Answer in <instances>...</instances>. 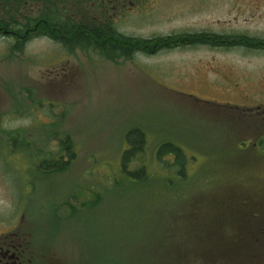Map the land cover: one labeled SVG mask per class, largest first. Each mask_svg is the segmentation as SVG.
<instances>
[{
    "label": "rangeland",
    "instance_id": "obj_1",
    "mask_svg": "<svg viewBox=\"0 0 264 264\" xmlns=\"http://www.w3.org/2000/svg\"><path fill=\"white\" fill-rule=\"evenodd\" d=\"M251 1L155 0L120 30L140 39L210 26L217 34L263 37L264 2ZM6 39L0 38V216H14L23 204L42 264H172L168 249L199 254L226 242L230 225L216 220L221 206L212 193L264 176L227 167L231 145L225 125L213 119L215 104L238 102L239 91L220 76L227 72L242 90L244 76L264 69V51L243 37L245 50L132 56L121 44L103 52L90 44L65 62H49L47 41L12 46ZM212 58L213 74L200 67ZM135 128L145 143L134 164L145 165L140 183L120 172L126 133ZM163 143L182 149V175L156 160ZM60 155L65 166L44 168L42 158ZM187 264L203 260L190 257Z\"/></svg>",
    "mask_w": 264,
    "mask_h": 264
},
{
    "label": "flooded vegetation",
    "instance_id": "obj_2",
    "mask_svg": "<svg viewBox=\"0 0 264 264\" xmlns=\"http://www.w3.org/2000/svg\"><path fill=\"white\" fill-rule=\"evenodd\" d=\"M263 2L253 0L249 4ZM157 3L155 0H0V38H8L6 40L12 46L25 45L34 39L45 40L53 48L45 57L49 62H65L74 53L81 54L90 44L102 47V52L104 47L122 45L125 55L149 54L148 51H134L135 43L127 38L136 37L122 33L120 28L122 25L132 27L135 16L146 15V11ZM175 36L179 38L174 39ZM218 36L223 38L217 39ZM117 37L127 40L122 43ZM155 37L164 39L153 41L151 47H172L157 54L179 49L211 52L217 48L228 51L233 46L247 49L250 45L238 44V38L242 40V37L246 38L243 40L246 44L256 45L258 51H264V36L250 37L232 31L217 34L216 28L210 26L140 39ZM249 38L253 41L248 42ZM214 60L212 58L200 67L211 69L213 74ZM244 77L245 85L240 90L230 74L222 72L221 80L239 91L238 102L215 104L218 112L213 119H219L216 122L225 125L224 132L230 141L232 155L226 158L227 167L232 166L235 173L241 175L264 176V69ZM253 181L244 187L228 186L225 191L212 193L214 203L221 206L215 218L230 225L224 227L223 236L230 241L226 243V258L215 249L210 264H264V178ZM16 209L17 214L12 217L0 216V264H42L45 255L34 240V230L23 222V204Z\"/></svg>",
    "mask_w": 264,
    "mask_h": 264
},
{
    "label": "trees",
    "instance_id": "obj_3",
    "mask_svg": "<svg viewBox=\"0 0 264 264\" xmlns=\"http://www.w3.org/2000/svg\"><path fill=\"white\" fill-rule=\"evenodd\" d=\"M179 36H175L174 39H178ZM117 39H122L123 41L125 40H130L133 41L135 43L136 46V51H148V53L153 52L154 54L161 51V50H165V49H171L172 47L167 45H156L153 47L149 46L148 44H151L153 41H161L164 38L162 37H155L152 39H139V38H132V39H125V37H117ZM142 136L143 133L140 132L139 129L135 128V129H130L127 133H126V137H125V141L126 144L128 146L127 149H125L120 156V172L122 175H124L126 178L130 179V180H135L136 182H143L146 179V176L144 174V170H145V165L142 166H134V164H136L137 161V155L139 154V152L141 151L140 148L144 146V142L142 141ZM70 149V148H69ZM65 157H68L70 160L73 158V154L74 152H70L68 151V149L66 148L65 151ZM166 155H173V161L171 162H165L164 161V157ZM61 155L58 157V159H54V158H50V159H45L42 158L44 160L43 162V166L44 168H53V167H57V169L60 166H65L67 163L66 162H62L61 159ZM156 160L160 163H168L167 165H165L168 168L173 169L175 172H177L178 174L182 175L183 171H184V164H185V156L184 154H182V149L180 147L175 146L174 144L171 143H163L161 144L158 149L156 150ZM41 161V163H42ZM178 166V169H177ZM61 170V168H60ZM225 238V237H223ZM226 242H223L222 239H220V244L218 243H214L213 242V246L211 248L210 251H205V252H200L199 254L195 251H190L186 248H184V250L179 251L178 249H175V251H171L168 249L167 255H172L173 258H175L174 261L171 260L170 263L172 264H187V262L190 260V257H199V259L203 260V264H208L211 263V258L213 256V251H215V249H218V253L222 258H226L225 252H226V243L228 241H230L228 238L225 239Z\"/></svg>",
    "mask_w": 264,
    "mask_h": 264
}]
</instances>
